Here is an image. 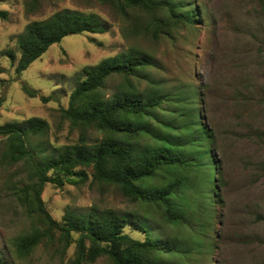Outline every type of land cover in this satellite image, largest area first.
<instances>
[{"label":"trees","instance_id":"16d2710c","mask_svg":"<svg viewBox=\"0 0 264 264\" xmlns=\"http://www.w3.org/2000/svg\"><path fill=\"white\" fill-rule=\"evenodd\" d=\"M98 1L153 40L173 36L176 26L199 28L202 14L191 0ZM0 17L5 11L0 10ZM104 30L94 13L59 10L26 24L16 41L17 60L11 49L2 55L20 76L64 36ZM152 68H157L154 56L137 45L84 67L67 106L59 108L62 121L78 129L73 143L44 140L50 127L41 117L0 124V164H21L27 175L12 191L28 219V228L11 243L17 256L27 257L40 244L55 243L63 251L75 243L68 264L100 256L112 264L214 260L227 184L216 159L217 131L203 120V94L194 75L172 83L151 75ZM115 77L119 80L110 91L107 82ZM21 89L29 97L39 94L26 83ZM90 131L95 135L90 137ZM89 175L94 183L113 187L133 207L93 204L85 211L66 209L61 220L53 218L41 197L45 184H76ZM126 227L142 236L125 232Z\"/></svg>","mask_w":264,"mask_h":264},{"label":"rangeland","instance_id":"374dc122","mask_svg":"<svg viewBox=\"0 0 264 264\" xmlns=\"http://www.w3.org/2000/svg\"><path fill=\"white\" fill-rule=\"evenodd\" d=\"M202 11L199 28L176 26L173 36H151L133 31L125 19L98 0H0V124L37 116L47 120L44 140L73 143L78 129L61 119L70 91L82 70L131 45L148 51L157 68L151 75L166 82L193 77L203 94V120L217 131L216 159L227 181L225 205L218 211L217 245L211 258L191 259V264H264V0H191ZM94 13L105 26L101 33H76L54 43L17 76L11 49L19 57L16 41L26 24L59 10ZM118 78L108 80L113 90ZM21 83L38 90L29 97ZM144 86V81L139 83ZM40 95L52 96L42 101ZM93 131L89 136H94ZM89 173V170H87ZM90 174V173H89ZM27 180L21 164H0V258L2 264H68L75 243L61 250L57 244L38 245L19 257L12 240L28 228V219L13 196V185ZM41 197L53 218L66 209L85 211L93 204L131 209L133 206L110 186L88 179L56 186L46 183ZM133 236L142 235L124 229ZM83 264H112L105 256Z\"/></svg>","mask_w":264,"mask_h":264}]
</instances>
